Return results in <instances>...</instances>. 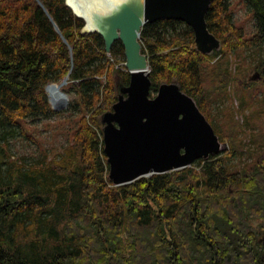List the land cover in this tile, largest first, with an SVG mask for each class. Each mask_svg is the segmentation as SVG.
Segmentation results:
<instances>
[{"label":"trees","instance_id":"trees-1","mask_svg":"<svg viewBox=\"0 0 264 264\" xmlns=\"http://www.w3.org/2000/svg\"><path fill=\"white\" fill-rule=\"evenodd\" d=\"M231 1L214 0L205 15L220 42L209 55L195 49L181 21L158 20L140 32L150 96L176 83L229 149L114 186L101 117L117 101V79L129 82L121 42L106 54L100 36L80 35L84 22L65 0H0V264H264V124L251 132L247 154L211 123V104L231 82L245 86L237 96L249 106L264 93V80L253 88L242 74L264 76V0H240L253 18L250 35L234 23ZM235 56L247 66L233 77ZM66 76L62 89L75 99L55 112L45 87ZM39 124L65 144L46 146ZM17 138L33 142L36 155H14Z\"/></svg>","mask_w":264,"mask_h":264},{"label":"water","instance_id":"water-1","mask_svg":"<svg viewBox=\"0 0 264 264\" xmlns=\"http://www.w3.org/2000/svg\"><path fill=\"white\" fill-rule=\"evenodd\" d=\"M213 1H100L88 4L83 17L76 14L65 0L66 6L84 22L80 35L100 36L106 54L117 41L124 49L123 65L129 73V82L126 86L119 85L116 103L101 118L108 179L114 186L131 184L141 177L181 170L220 152L221 144L211 125L194 100L183 93L176 83L161 84L157 93L150 97L148 57L142 52L140 41V32L145 24L162 19L174 20L191 28L198 52L209 55L219 50L220 42L209 32L205 21ZM51 23L61 35L56 25ZM67 79L68 76L58 87L66 85ZM258 79L259 74H255L250 80ZM49 85L45 87L46 92ZM49 102L52 110L58 111L51 100Z\"/></svg>","mask_w":264,"mask_h":264},{"label":"rangeland","instance_id":"rangeland-1","mask_svg":"<svg viewBox=\"0 0 264 264\" xmlns=\"http://www.w3.org/2000/svg\"><path fill=\"white\" fill-rule=\"evenodd\" d=\"M231 3H232L231 9L233 13V18L235 20L234 23H236L238 27H242L246 35H250L254 30V23H253V18L249 11V8L244 4V1L232 0ZM244 56L245 57L248 56L246 59L247 62L251 58L250 55L244 54ZM245 65L243 66V59L241 56L232 57V59L230 60V65H229V72L232 74L233 77H235L238 71L237 68L240 66L239 69L242 70L244 69ZM244 73H245L246 81L257 82L256 85L252 86L253 88L260 86L262 84L260 82L264 80V76L260 75L258 70H251L249 72H245L243 70L242 74ZM255 74H259L260 79L256 81H251L250 80L251 77L254 76ZM117 82H119L118 83V87H119V85L122 83H120L119 79H117ZM56 85H59V84H56ZM244 87L245 86H242L240 84L239 85V88L241 90L240 91L238 86H236V84H232L231 82L227 88L225 98L215 101L211 104L210 114H211V119H212L211 123L213 124L214 127H220L218 131L223 136V138L226 139L227 138L225 137L226 135H233V138L235 137L237 138V140L241 141L240 146H242V149L245 151V153L248 154V152H250V149H252V147L249 146L251 144L250 143L251 132L253 131L255 133H258L259 129L257 126L262 127L264 124V111H262L264 109V93L259 94L261 91L258 92L256 96L253 98L254 101L249 106L248 103L241 102L242 99L240 100L239 96H237V93H239L240 96L245 94ZM60 90L62 93L65 94L64 96L66 98V102L60 110L55 111V112L66 111L70 103H72L75 99V93L74 91H72V89H67L66 91H63V89L61 88ZM46 93H47V97L49 101L50 97L48 95V92ZM102 125L104 127V124ZM38 129L40 130V139L41 141L44 142L46 146L54 147L55 149L59 150L65 144V139L62 134L58 135L57 133V136L54 135L50 137L49 134L52 129L49 128L48 130H44L43 125L41 124L38 125ZM220 144H221L220 152L227 151L229 149L227 140L220 142ZM10 147H11L10 148L11 152L16 156L36 155V146L31 141H25L21 138H17L14 140H10ZM250 161L251 159L243 157L241 162L243 164H246V163H249ZM241 165L242 164H239V166ZM256 223L257 222H255L254 225H256Z\"/></svg>","mask_w":264,"mask_h":264},{"label":"bare ground","instance_id":"bare-ground-1","mask_svg":"<svg viewBox=\"0 0 264 264\" xmlns=\"http://www.w3.org/2000/svg\"><path fill=\"white\" fill-rule=\"evenodd\" d=\"M100 1H109V0H67V3L70 5L72 10L83 17L86 15V7L88 4L92 2H100ZM65 86V85H64ZM62 87H58L56 84H51L48 86V95L50 97L51 103L54 108L60 110L65 102L66 98L61 94Z\"/></svg>","mask_w":264,"mask_h":264}]
</instances>
